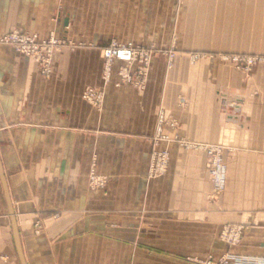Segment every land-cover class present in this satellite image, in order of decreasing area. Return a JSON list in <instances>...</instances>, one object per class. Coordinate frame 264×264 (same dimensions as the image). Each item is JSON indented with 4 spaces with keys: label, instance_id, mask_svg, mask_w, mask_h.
<instances>
[{
    "label": "crops",
    "instance_id": "obj_1",
    "mask_svg": "<svg viewBox=\"0 0 264 264\" xmlns=\"http://www.w3.org/2000/svg\"><path fill=\"white\" fill-rule=\"evenodd\" d=\"M83 2L78 11L102 12L101 0ZM167 2L153 11L182 14L173 28V68L165 70L163 57L155 56L159 62L143 90L110 87L98 112L73 98L91 67L86 62H93L96 77L99 50L108 44L97 31L100 15L92 27L77 26L69 14L54 21L56 0H0V40L11 31L63 36L72 27L71 39L88 44L56 54L46 80L29 58L0 41V161L26 264H102V220L108 217L125 220L127 238L141 237L142 252L192 258L213 248L223 224L241 223L246 229L235 251L264 256V62L245 73L221 59L264 56V0ZM171 40L143 45L166 49ZM195 53L203 56L187 63ZM160 109L173 120L162 127L169 138L222 147L227 178L217 199L209 197L199 150L169 144L167 173L145 178ZM93 153L112 176L104 202L87 192ZM0 264H20L1 181Z\"/></svg>",
    "mask_w": 264,
    "mask_h": 264
},
{
    "label": "rangeland",
    "instance_id": "obj_2",
    "mask_svg": "<svg viewBox=\"0 0 264 264\" xmlns=\"http://www.w3.org/2000/svg\"><path fill=\"white\" fill-rule=\"evenodd\" d=\"M83 1L86 0H70L69 4H63L62 0H56L53 13L54 21L59 22V14L63 13L66 15H71L73 21H75L74 23L77 26H80V23H82L86 26L92 27L94 16L98 17L100 15L101 28L97 31L101 33L102 39H106L105 41L108 44L101 47L99 50L100 64L96 77H94L92 74L93 62H86V64H89L91 67L85 68V78H83L84 83L80 85V92L75 94L76 97H74L73 100H80L92 110L94 109L98 112H101L106 91L110 87L120 88L122 86H127L137 90H143L146 87L150 68L159 62L154 61L155 56L160 55L163 57V61H160V63L163 64V68L165 70H170L173 68L176 53L173 39L175 29L173 28L177 26L182 14L153 11V9L158 5H164L167 0H101L102 12L100 14L82 13L78 10L80 9L81 5L84 6L85 3ZM86 4H90V2H87ZM83 20L84 23L82 22ZM78 28L80 29V27ZM66 30L67 33L63 36L56 34L55 31L50 32L46 38H39L37 36L41 40H45L47 38L53 39V44L50 45L51 48L48 49V51H44L46 54H44L43 57L36 58L21 54L22 56L29 58L36 65L38 72L43 79L48 80L51 77L53 69L56 67V62L53 60V57L61 52L62 49L75 51L88 45L82 40L75 41L71 39L68 32L72 30V27H66ZM87 32H89V30H87ZM169 37L172 40L171 44L166 49L157 48V46L154 45H143V42L156 41L158 39H165ZM112 42L121 45L131 44L132 46L138 47L149 52V58L147 61L137 58L130 64H122L123 66L121 63H115L108 69L106 68L105 62L102 59V52L103 49ZM11 47L13 48V46ZM17 53L20 54L19 52ZM233 55L247 54H227L222 55L221 59L232 64L235 68L240 69L245 73L251 72L253 67L264 62H257L250 68H245L244 66L235 64L227 58L228 56ZM201 56L203 55L200 53H195L192 55L193 60H189L187 63H193L195 62V59ZM124 66H128L127 70L130 73V81L128 82H125L126 79L121 75V70H123ZM88 90L94 91L93 94L95 96V100H89L87 97H85L86 94L88 95ZM97 96H99L98 99ZM161 112L163 113L162 109L159 110L157 115L155 133L148 140L150 148L147 157L145 178L147 180H155L167 173L170 162V153L168 148L169 144H176L185 150H199L205 155L206 171L211 183L209 197L212 200L217 199L225 190L227 178V167L224 162L222 147L219 145L169 138L162 133V127L167 123L170 126H173V120H168L170 118L167 116L165 117L163 113L165 121L164 123H159V114ZM162 135L166 136L167 138H162ZM209 149H213V151H215L218 155H209L207 153V150ZM214 156H217L221 163L225 166L223 179L224 183L222 188L217 186V169L212 163ZM111 180L112 176L108 172H103L101 170L97 155L93 153L90 157L86 172L87 192L90 194H99L103 198V202L107 201L106 197L110 191L109 186ZM105 212L106 216H110L109 211ZM117 212H122V210H117ZM108 218H104L102 220V264H163L156 259L158 255L171 257L176 261V263L168 264H264V256L241 254L235 251V248L240 245L243 239L244 231L246 229V226L241 223L223 224L218 235L213 238V248H209L206 252H199V257L192 258L189 256L190 253L174 254L171 252H142V250H145V248L142 246L141 237L137 236L127 238L125 220H110ZM238 228L240 231L237 233Z\"/></svg>",
    "mask_w": 264,
    "mask_h": 264
},
{
    "label": "built area",
    "instance_id": "obj_3",
    "mask_svg": "<svg viewBox=\"0 0 264 264\" xmlns=\"http://www.w3.org/2000/svg\"><path fill=\"white\" fill-rule=\"evenodd\" d=\"M1 42L7 43L25 56H33L36 58H41L46 54L44 51H48L51 48L50 45L53 44L52 38H47L45 40H41L37 37L36 34H28L20 31H11L4 35ZM149 52L144 51L138 47L132 46L131 44L121 45L112 42L106 48L103 49L102 52V59L105 62L106 68L109 69L115 63H121L124 65L132 63L137 58L148 60ZM232 62L237 65L244 66L245 68H250L251 66L255 65L257 62L264 61V56H251V55H233L228 56ZM123 66V65H122ZM128 66H124L123 70H121V75L123 78L126 79L125 82L130 81V73L128 72ZM109 71V70H108ZM94 91L88 90V95L86 94L89 100L94 99ZM99 96H97L98 99ZM159 118V123H164L165 119L163 113L161 112ZM173 125V124H172ZM162 138L166 137L164 135L161 136ZM167 138V137H166ZM209 155L216 154L218 155L213 149L207 150ZM212 163L216 166V182L219 188L223 186V179H224V172L225 166L221 163L217 156H214ZM236 231V230H235ZM240 229H237V233Z\"/></svg>",
    "mask_w": 264,
    "mask_h": 264
},
{
    "label": "water",
    "instance_id": "obj_4",
    "mask_svg": "<svg viewBox=\"0 0 264 264\" xmlns=\"http://www.w3.org/2000/svg\"><path fill=\"white\" fill-rule=\"evenodd\" d=\"M67 23H68L67 19L64 20V24L67 25ZM0 181H1L2 189H3L4 197L6 200L8 212L10 215L13 242H14L16 253H17V257H18L20 264H26L24 256H23V251L21 248L17 224H16L15 217L13 214V210H12V206H11V202L9 198V193H8L7 185H6L4 174H3V168H2L1 161H0Z\"/></svg>",
    "mask_w": 264,
    "mask_h": 264
}]
</instances>
